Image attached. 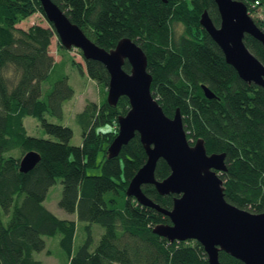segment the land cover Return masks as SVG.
Masks as SVG:
<instances>
[{
    "label": "trees",
    "instance_id": "trees-1",
    "mask_svg": "<svg viewBox=\"0 0 264 264\" xmlns=\"http://www.w3.org/2000/svg\"><path fill=\"white\" fill-rule=\"evenodd\" d=\"M54 1L100 46L109 49L128 36L144 49L151 91L164 111L172 116L179 108L191 143L201 137L208 152L226 153L227 168L220 174L227 200L262 211L264 87L241 78L201 24L204 9L219 24L215 0ZM243 1L251 14L264 8V0ZM37 11L46 17L40 0H0V264H42L34 253H50L45 236L55 234H60L67 264H210L198 240L169 241L153 231L157 223L171 222L170 217L126 193L129 180L147 158L139 133L118 155L108 156L107 147L117 134L118 115L130 107L129 98L122 94L117 104H110L105 64L86 58L80 48L84 63L65 53L48 19L47 25H19ZM253 18L264 30V16ZM54 35L62 51L59 59L49 50ZM244 39L264 62V44L248 33ZM69 62L96 80L101 91L98 100H86L76 113L80 144L70 142L72 127L46 115L62 117L65 100L74 94L66 71ZM123 67L130 69L128 60ZM203 83L215 96L205 95ZM27 115L37 117L53 137L29 134ZM107 124L111 130L102 131ZM29 149L37 150L40 159L21 171L20 158ZM170 170L159 158L156 178ZM57 178L62 182L59 206L87 221V235L76 247V220L59 217L44 203ZM142 189L165 208H171L178 195L162 194L153 183L142 184ZM91 222L104 227L93 248ZM219 259L222 264H245L224 250Z\"/></svg>",
    "mask_w": 264,
    "mask_h": 264
},
{
    "label": "water",
    "instance_id": "water-1",
    "mask_svg": "<svg viewBox=\"0 0 264 264\" xmlns=\"http://www.w3.org/2000/svg\"><path fill=\"white\" fill-rule=\"evenodd\" d=\"M46 17L54 25L61 43L68 49L78 47L86 58L102 61L109 71L107 100L117 104L122 94L128 96L130 107L118 115V131L107 147L108 156L118 155L136 132L147 158L138 168L126 188L128 195L145 205L167 214L171 222L157 223L153 231L169 241L196 239L204 247L210 264H222L219 251L224 250L245 264H264V209L253 212L227 200L220 174L227 168L224 151L208 152L204 139L193 143L187 137L179 108L168 115L151 91L152 74L144 49L131 37H121L107 49L97 44L73 22L54 0H40ZM220 22L216 24L207 9L200 22L221 47L225 59L248 82L264 87V62L245 42L248 33L264 44V30L249 13L243 0H215ZM125 60L130 69L123 67ZM205 95L215 92L202 84ZM164 158L170 173L162 179L155 176L159 158ZM40 159L35 149L20 158L19 168L27 171ZM153 183L164 194L178 193L171 208H165L150 198L142 184Z\"/></svg>",
    "mask_w": 264,
    "mask_h": 264
},
{
    "label": "rangeland",
    "instance_id": "rangeland-1",
    "mask_svg": "<svg viewBox=\"0 0 264 264\" xmlns=\"http://www.w3.org/2000/svg\"><path fill=\"white\" fill-rule=\"evenodd\" d=\"M253 13L252 17H263L264 16V8L263 6L258 7V9L251 10ZM38 22L44 25L48 24L47 18L39 11L34 12L21 22L19 25L23 27H28L31 23ZM182 27H180L181 29ZM49 50L56 58L60 57V53L62 52L58 47V39L57 36L54 35L52 37L51 44L49 46ZM65 53H68L70 56L75 58L76 60L84 63V58L82 53L78 47H72L70 49L64 50ZM66 71L68 73V81L74 88V94L72 97L65 100L63 104V116L56 117L47 113V117L55 122H60L63 124H67L73 129V136L70 140L71 143L80 144L82 142V130L79 122L76 119V113L80 111L84 102L88 99H96L98 100L101 97V91L99 83L90 78L87 73H82L77 68V66L72 63H68L66 66ZM25 126L27 128V132L33 135H40L45 137H53L51 134L47 133L43 127L40 125V122L37 117L32 115L25 116L24 119ZM110 128V125H103L101 127ZM89 172H93L92 169H89ZM62 193V182L60 178H57L56 182L49 187L47 192V196L44 200L45 205L52 210L59 217L70 218L76 220V232H75V247L83 242L87 235L85 224L87 221L80 220L77 218V214L75 211L70 212L66 209L59 206V199ZM91 229L93 234V242L92 248L98 243L102 232L104 231V227L98 222H91ZM46 240V248H50L51 252L47 253L46 249H42L39 251H35L34 255L36 258L42 260V264H67V254L61 248L59 243L60 234L45 236Z\"/></svg>",
    "mask_w": 264,
    "mask_h": 264
},
{
    "label": "clouds",
    "instance_id": "clouds-1",
    "mask_svg": "<svg viewBox=\"0 0 264 264\" xmlns=\"http://www.w3.org/2000/svg\"><path fill=\"white\" fill-rule=\"evenodd\" d=\"M111 129H109V128H104V129H102V131H110Z\"/></svg>",
    "mask_w": 264,
    "mask_h": 264
},
{
    "label": "crops",
    "instance_id": "crops-1",
    "mask_svg": "<svg viewBox=\"0 0 264 264\" xmlns=\"http://www.w3.org/2000/svg\"><path fill=\"white\" fill-rule=\"evenodd\" d=\"M60 57H61V55H60ZM60 57H59V58H60ZM55 58H56V57H55ZM59 58H56V59H59ZM94 100H96V99H94ZM85 102H86V101H85ZM85 102H84V104H85Z\"/></svg>",
    "mask_w": 264,
    "mask_h": 264
},
{
    "label": "built area",
    "instance_id": "built-area-1",
    "mask_svg": "<svg viewBox=\"0 0 264 264\" xmlns=\"http://www.w3.org/2000/svg\"><path fill=\"white\" fill-rule=\"evenodd\" d=\"M255 3H258V1L256 0V2Z\"/></svg>",
    "mask_w": 264,
    "mask_h": 264
}]
</instances>
